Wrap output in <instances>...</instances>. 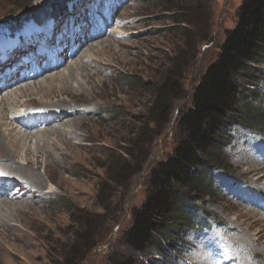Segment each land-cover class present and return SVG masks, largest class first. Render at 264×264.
I'll list each match as a JSON object with an SVG mask.
<instances>
[{
    "label": "rangeland",
    "instance_id": "rangeland-1",
    "mask_svg": "<svg viewBox=\"0 0 264 264\" xmlns=\"http://www.w3.org/2000/svg\"><path fill=\"white\" fill-rule=\"evenodd\" d=\"M242 2L0 0V42L9 36L15 41L22 32L27 36L24 43L33 37L31 30L38 27L36 23L42 21L44 25L36 31L41 40L44 31H50L65 43L71 37L75 41V36L76 43H83L75 47L80 53L67 64L65 58L71 49L61 51L62 59L51 57L53 64L63 60L62 69L56 73L63 82L69 80V86L67 81L65 86L72 88L74 95L62 94L54 86L52 96L34 88L37 95L24 97L13 91L5 99L11 112L18 113L35 111L40 106L56 112L73 107L57 130L65 132L63 140L74 149L60 142L59 133L53 134L57 130L39 133L40 141L47 143L41 147L28 143L27 149L51 151L57 159L62 153L68 154L64 168L45 172L43 165L36 170L27 166L24 151L11 149L6 141L0 143V168L16 182L29 186L14 202L0 196V264H109L114 252L134 256L123 234L132 223L134 209L147 197L150 170L173 152L181 137L178 117L191 107L194 87L217 59L227 31L237 22ZM108 17L111 22H107ZM88 21L93 28L86 27ZM48 38L51 40L50 35ZM49 40L39 44V55H46L44 44ZM27 43L34 46L31 40ZM53 75L57 74L46 75L50 82ZM168 76L175 80L176 87L163 96L166 112L160 117L154 104ZM92 77L97 78L93 80L94 90L85 83ZM41 80L48 85L45 77ZM239 82L248 106L262 112L264 63L258 66L256 77H242ZM5 93L0 92V105ZM14 100L17 104H12ZM88 106L84 116L74 112V108L83 110ZM84 118L87 120L83 126H76ZM23 120L20 123L24 124ZM6 122L0 118L1 128L5 127L0 137H8L6 129L14 131V126ZM246 124L248 127L237 124L227 129L225 163L219 164L214 174L215 191L209 196L199 195L202 199L196 202L199 214L209 216L212 228L202 232L196 227L195 232L181 236L175 243L176 251L169 246L163 264H264V222L252 224L249 217L255 212L264 219V178L256 181L258 174L254 176L256 172H246L248 166L240 165V161L248 160L253 162L250 166L256 163L264 167V133L255 131L257 124ZM35 127L34 132L43 129ZM141 128L142 138L136 140L135 133ZM55 143L60 150H54ZM12 157L25 170L32 169L34 177L15 170L18 165L9 161ZM6 162L12 164V169L5 166ZM38 175L43 179L42 186L36 183ZM14 186L12 192H17L18 185ZM136 258L142 262L153 260L154 253Z\"/></svg>",
    "mask_w": 264,
    "mask_h": 264
},
{
    "label": "trees",
    "instance_id": "trees-1",
    "mask_svg": "<svg viewBox=\"0 0 264 264\" xmlns=\"http://www.w3.org/2000/svg\"><path fill=\"white\" fill-rule=\"evenodd\" d=\"M263 63L264 0H243L217 59L194 87L191 107L178 117L181 137L173 152L150 170L147 197L134 209L132 223L123 234L134 256L114 252L109 264H163L169 246L176 251L175 243L181 236L195 232L196 227L202 232L212 228L209 216L199 214L196 202L202 199L199 195L215 191L214 174L218 165L225 163L227 129L251 123L257 124L255 131L264 133V108L258 112L248 106L239 82L242 77H256ZM175 87V80L168 76L158 89L154 106L159 108L160 117L166 112L163 96ZM143 132L141 128L135 133L136 140ZM151 253L153 260L136 258Z\"/></svg>",
    "mask_w": 264,
    "mask_h": 264
},
{
    "label": "bare ground",
    "instance_id": "bare-ground-1",
    "mask_svg": "<svg viewBox=\"0 0 264 264\" xmlns=\"http://www.w3.org/2000/svg\"><path fill=\"white\" fill-rule=\"evenodd\" d=\"M97 39V38H96ZM86 41H89V38L86 37L85 38ZM77 41V40H76ZM108 42V41H107ZM101 43V42H100ZM80 44H83V43H75V46H79ZM104 46V45H103ZM110 46V43L109 45H107L103 50L105 51L106 48H108ZM91 47H94V45H92ZM79 48V47H78ZM77 50L73 53V56L72 57H69L66 56L65 58V61H66V64L67 62H69V60H72L73 58L76 57L77 54H79L80 52V49ZM63 65H60V66H50L49 68L48 67H44L42 68L43 72L42 73H31L30 74H27L25 79L23 81H18L16 80L15 78H13V81L8 85V83L6 84L5 88H0V92H6L5 94V97L4 99L1 100V105H0V118L1 119H4L6 120L7 122H9L8 124H10V126L12 125V129H14V131H11L9 132L7 129V133H8V137H4V135H1L0 137V143L6 141L8 142V144L12 148H15V149H19L20 151H24V157H25V161L27 162V166H31L32 169H39L41 167V165H43L45 167V172H48L49 169H61V168H64L63 164L65 163V159L68 157V154L66 153H62L61 154V157L60 159H57L55 158L52 154V152H48V153H42V152H35L31 149H27V144L28 143H35L37 147H41L43 146V143H47V142H43V141H40V137L38 136V134L40 133L42 135V133H48L50 134V131H53V130H57V125L59 124H64L66 121L65 119H67L68 115H71L69 114V111H73V107H67L65 108V110H60L58 112H56L55 110L53 111H48V108L46 106H40L42 108H35L33 110L35 111H32V110H25L24 112L22 113H18L17 111L15 112H11V109L8 108L7 106V103L5 102V99L9 98V96L13 93L16 94L17 92H20L19 94H22L25 96H28V97H31L33 95H37L38 93L35 91L36 90H41L42 92H45V93H48V94H51V90L54 88V86H57V89L59 90L58 92H61L62 94H67L70 93L69 95L71 94H75L74 90L71 89H67L69 86V80H66L65 82L67 83V86H65V82H63L60 77L58 76L59 73H56L58 71H60L62 69ZM57 74V75H53V81L51 80V82L49 81L50 78L46 75H50V74ZM74 74V73H73ZM91 75V74H90ZM96 75V74H94ZM58 76V77H56ZM46 78L47 79V82H48V85L44 84L43 82H45L44 80L42 81L41 79L43 78ZM68 77V76H67ZM91 77V76H90ZM97 78L96 77H92V81L91 80H85V83L87 85H90L91 86V89L94 90V86H93V80L95 82ZM37 82V83H36ZM50 82V83H49ZM97 82V81H96ZM42 83V84H41ZM56 84V85H55ZM19 87V88H18ZM15 88H18L17 90H14ZM35 88V89H34ZM39 92V91H38ZM50 92V93H49ZM57 92V91H56ZM53 93V92H52ZM55 93V92H54ZM85 93V92H84ZM86 94V93H85ZM21 95V96H22ZM45 95V94H44ZM68 95V96H69ZM15 96V95H14ZM52 96V94H51ZM57 96V95H56ZM23 97V96H22ZM23 97V99H24ZM85 97V95H84ZM54 98V97H53ZM21 99V98H20ZM85 100V99H84ZM87 100V99H86ZM90 102V101H89ZM12 104H17V101L14 100V102ZM84 104V103H82ZM4 105L3 109L1 108V106ZM72 105V104H70ZM88 105V104H87ZM86 105V106H87ZM17 106V105H16ZM91 106V105H90ZM90 106L88 107H83V110H76L74 108V112H77V115H80V116H84L87 114V111L84 110V108H89ZM23 108V106H18L17 108ZM61 107V106H60ZM92 107V106H91ZM33 108V107H32ZM45 108H47V110L45 111ZM59 109V108H58ZM68 109V111H67ZM51 110V109H50ZM7 114L3 117L4 113ZM35 112V115H33L32 113ZM73 112V114H74ZM72 113V112H71ZM30 115V116H29ZM36 116V117H35ZM35 117V119H39L38 123L36 126L38 127H43L42 130H39L38 132H34L33 130L37 129L34 125H31L29 126V124L27 123L30 119H33ZM28 118V119H27ZM21 119H24L23 121L25 122L24 124L20 123V120ZM72 119V118H71ZM28 120V121H27ZM73 120V119H72ZM87 120V118H84V119H81V121L77 122V125L78 127H81L83 126V123ZM27 121V122H26ZM69 121V120H68ZM6 122V123H7ZM70 122V121H69ZM71 123V122H70ZM16 124V125H15ZM44 127V125H46ZM3 125V123H2ZM7 125V124H6ZM20 125V126H19ZM69 125V124H68ZM9 127V126H8ZM56 127V128H54ZM7 128V127H6ZM10 128V127H9ZM54 128V129H53ZM5 129V127L1 128L0 126V130H3ZM11 129V128H10ZM11 129V130H12ZM18 130V131H17ZM58 132L57 133H53L54 135H59V137L62 138V135L65 134L64 131H60V130H57ZM15 132V133H14ZM3 133V132H2ZM6 134V133H5ZM76 135V134H75ZM78 135V134H77ZM71 136V135H70ZM66 137V136H65ZM60 142L62 144H64L66 146L67 149H70L71 151H73L74 147L72 146L71 143L60 139ZM4 144V143H3ZM1 145V144H0ZM7 145V144H6ZM4 147V146H3ZM47 147V146H46ZM10 149V148H8ZM54 150H60L58 149V146H57V143L54 144ZM53 151V150H52ZM11 153V152H10ZM8 154V153H7ZM22 154V153H21ZM13 155V154H12ZM6 156V155H5ZM14 156V155H13ZM19 157V156H17ZM7 158V157H6ZM5 158V159H6ZM10 158V157H9ZM14 158L15 157H12L11 159H9V161H11L12 163H14L17 167L15 168L18 169V170H22V171H26L27 174H30L32 177H34V174H31V170L27 171L24 169V166L23 164H19L17 163L16 161H14ZM42 158H50L51 161H48V160H45V164L40 160ZM256 158V157H255ZM35 159V160H34ZM254 159V158H253ZM252 159V160H253ZM258 159V158H257ZM255 161V160H254ZM3 162V160H2ZM253 162L252 161H248L246 160L245 162H241L240 161V165L241 164H244L246 166H248L247 168V171L246 172H256L254 173V176L255 174H258V178L256 179V181H261L263 178H264V172H260V169L261 170H264V167L262 166H257L256 163L255 165H252L250 166V164H252ZM5 166L9 169V167H11L10 169H12V164L10 162H6L4 163ZM239 164V163H238ZM3 166V165H2ZM255 166V167H254ZM1 167V166H0ZM242 167V166H241ZM253 167V168H252ZM30 169V168H29ZM14 170V169H13ZM257 170V171H256ZM245 172V173H246ZM258 172V173H257ZM0 173H3V175H0V196L4 197L5 199H8V201H12L14 202L15 199L17 200V198H20L22 197V195H24V193H26L27 189H28V185H22L21 182H16V180L14 178L11 177V175H9L7 173V175L4 173L3 171V168H0ZM11 173L13 174V172L11 171ZM18 173V172H17ZM17 176V175H16ZM29 176V177H31ZM249 176V175H248ZM36 177V176H35ZM252 177V176H251ZM254 178V177H253ZM24 179V178H23ZM35 179V178H34ZM36 183L37 185H41L42 182H43V179L41 178L40 175H38L36 177ZM49 181V180H48ZM45 182V181H44ZM18 185L16 188H17V192H12V189L13 187H15L14 185ZM264 184V183H263ZM42 186V185H41ZM38 188V187H37ZM43 188V187H42ZM260 190L263 191V188H259ZM33 192H36V191H33ZM32 192V193H33ZM20 195V196H19ZM34 195V194H33ZM262 196V195H261ZM2 203V202H1ZM10 203V202H9ZM13 205V204H12ZM263 205H264V200H263ZM20 207V206H19ZM27 207V206H26ZM248 216V215H247ZM250 218L253 219L252 221V224L255 223V224H262L264 222V219L262 217H259L258 214H256L255 212L254 213H250ZM2 225V224H1ZM4 226V225H2ZM1 227V226H0ZM7 228V227H6Z\"/></svg>",
    "mask_w": 264,
    "mask_h": 264
},
{
    "label": "snow or ice",
    "instance_id": "snow-or-ice-1",
    "mask_svg": "<svg viewBox=\"0 0 264 264\" xmlns=\"http://www.w3.org/2000/svg\"><path fill=\"white\" fill-rule=\"evenodd\" d=\"M0 175H3V173H0Z\"/></svg>",
    "mask_w": 264,
    "mask_h": 264
}]
</instances>
